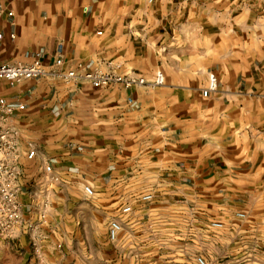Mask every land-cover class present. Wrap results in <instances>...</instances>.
Returning a JSON list of instances; mask_svg holds the SVG:
<instances>
[{
	"label": "crops",
	"instance_id": "1",
	"mask_svg": "<svg viewBox=\"0 0 264 264\" xmlns=\"http://www.w3.org/2000/svg\"><path fill=\"white\" fill-rule=\"evenodd\" d=\"M243 43L263 45L256 60L243 56ZM36 59L48 71L41 79L0 80V103L17 106L7 120L42 128L50 141L26 151L24 131L14 129L21 183L36 155L35 168L55 158L74 174L106 173L103 185L121 199L141 183L158 192L180 178L208 186L245 162L264 172V0H0V64ZM87 63L161 71L165 82L97 88L60 75Z\"/></svg>",
	"mask_w": 264,
	"mask_h": 264
},
{
	"label": "rangeland",
	"instance_id": "2",
	"mask_svg": "<svg viewBox=\"0 0 264 264\" xmlns=\"http://www.w3.org/2000/svg\"><path fill=\"white\" fill-rule=\"evenodd\" d=\"M262 46L243 43V56L255 55L256 60ZM118 74L155 77L133 70ZM211 75L217 87L211 89L210 83L209 89L218 91L221 78ZM9 121L4 126L14 135L18 126L24 131L26 151L32 150V142L39 146L37 152L48 149L42 128ZM30 130L34 139L26 137ZM36 156L27 160L31 167L22 183L17 181L20 219L14 231L0 235V264H199V257L207 264H264V172L252 171L247 162L212 176L208 186L203 180L180 178L178 185L158 192L141 183L131 193L119 194L127 198L121 199L112 198L103 185L110 180L106 173L74 174L55 158L44 169V161L35 168ZM146 194L152 199H143ZM126 205L131 206L128 213L122 212ZM113 220L122 225L116 240L109 237Z\"/></svg>",
	"mask_w": 264,
	"mask_h": 264
},
{
	"label": "built area",
	"instance_id": "3",
	"mask_svg": "<svg viewBox=\"0 0 264 264\" xmlns=\"http://www.w3.org/2000/svg\"><path fill=\"white\" fill-rule=\"evenodd\" d=\"M150 2L154 0H149ZM56 65L62 66L64 63L63 45L60 44L57 50ZM48 74L44 63L36 59L31 64H0V80L20 81V80H37ZM65 79L71 80L81 77L89 81L97 88L108 87L115 84L123 85L127 89L136 86L158 87L164 84V76L161 72L151 79L143 76L120 75L113 71H104L94 69L91 63L79 66L78 72L70 70L60 72ZM211 89L217 87L215 75L210 76ZM17 106L12 103H0V235H8L15 230L20 219V206L18 203L17 181L21 175V166L19 162V147L13 132L4 126V122L16 111ZM35 151H31L29 157H33ZM52 166L48 165L47 170ZM85 191L89 195L94 194L91 186H86ZM145 200H151L152 194H146L142 197ZM131 206L126 205L122 212L128 213ZM215 226H220L215 223ZM122 225L120 221L113 220L109 225V237L116 240L121 232ZM199 264H207L205 259L199 257Z\"/></svg>",
	"mask_w": 264,
	"mask_h": 264
}]
</instances>
